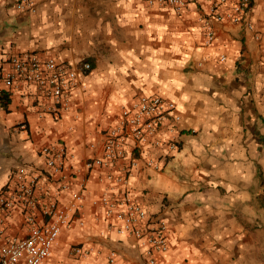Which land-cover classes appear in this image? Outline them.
I'll return each mask as SVG.
<instances>
[{
  "label": "crops",
  "instance_id": "crops-1",
  "mask_svg": "<svg viewBox=\"0 0 264 264\" xmlns=\"http://www.w3.org/2000/svg\"><path fill=\"white\" fill-rule=\"evenodd\" d=\"M212 1L194 0L178 15L147 0H35L29 14L0 0V191L17 166H42L40 148L59 142L79 191L85 163L102 155L104 134L122 110L140 96L160 95L182 117L181 149L155 171L145 160L158 154L145 147L112 196L129 194L167 221L169 250L156 264H264V0H255L248 16L255 31L214 22L216 38L207 43L203 17ZM26 52L73 68L92 65L69 111L49 113L52 101L32 85L6 87L8 59ZM100 171L121 176L123 164ZM107 189L90 178L77 214L86 224L63 230L43 264H147L138 240L100 221L104 209L94 202ZM70 200L71 192L60 197ZM21 226L16 214L11 229L22 234ZM77 244L91 254L73 255Z\"/></svg>",
  "mask_w": 264,
  "mask_h": 264
},
{
  "label": "built area",
  "instance_id": "built-area-1",
  "mask_svg": "<svg viewBox=\"0 0 264 264\" xmlns=\"http://www.w3.org/2000/svg\"><path fill=\"white\" fill-rule=\"evenodd\" d=\"M13 1L21 13H34L35 0ZM194 0H147L170 7L182 15ZM255 0H213L210 11L203 17L207 27V43L216 38L214 22L229 21L244 24L255 31L248 16ZM231 3L227 11L221 8ZM255 38L259 35L255 32ZM9 67L2 74L8 89L24 82L37 88L43 98L52 101L48 107L51 114L69 111L71 93L78 86L79 79L87 76L92 65L84 61L73 68L59 63L54 58H42L33 52H26L8 59ZM182 117L176 104L160 95L140 96L130 107L120 113L116 123L106 130L102 155L90 158L85 166L88 175L80 182V190H73L70 171V156L64 143H51L39 150L42 166L23 163L17 166L7 185L0 191V264H43L51 255L63 230L70 228L74 221L84 226L86 221L77 218L83 210V191L91 177L98 183L105 182L107 191L95 205L104 209L100 218L108 230L138 240L144 248L147 264H156L157 256L169 250L168 224L159 214H150L129 194L113 197L115 186L126 184L139 163L144 148L157 152V157L145 160L147 167L162 171L170 158L181 149ZM132 142V144H131ZM123 164V174L115 176L100 170ZM64 192H71V200L61 203ZM22 217V234L12 231L14 216ZM92 248L74 245L71 253L87 257ZM116 252L109 254L114 263Z\"/></svg>",
  "mask_w": 264,
  "mask_h": 264
},
{
  "label": "trees",
  "instance_id": "trees-1",
  "mask_svg": "<svg viewBox=\"0 0 264 264\" xmlns=\"http://www.w3.org/2000/svg\"><path fill=\"white\" fill-rule=\"evenodd\" d=\"M1 100H2V103H3V104H7L8 96H7L6 94H3Z\"/></svg>",
  "mask_w": 264,
  "mask_h": 264
}]
</instances>
